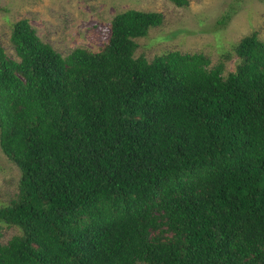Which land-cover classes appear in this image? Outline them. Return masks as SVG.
I'll return each mask as SVG.
<instances>
[{"label": "trees", "instance_id": "1", "mask_svg": "<svg viewBox=\"0 0 264 264\" xmlns=\"http://www.w3.org/2000/svg\"><path fill=\"white\" fill-rule=\"evenodd\" d=\"M162 22L125 9L102 50L67 55L12 24L0 150L20 178L0 223L20 233L0 264H264V39L241 37L226 75L203 53L136 56Z\"/></svg>", "mask_w": 264, "mask_h": 264}, {"label": "rangeland", "instance_id": "2", "mask_svg": "<svg viewBox=\"0 0 264 264\" xmlns=\"http://www.w3.org/2000/svg\"><path fill=\"white\" fill-rule=\"evenodd\" d=\"M129 8L163 14L161 25L136 39L135 55L149 60L172 50L198 52L211 65L222 61L226 75L239 62L233 47L241 37L256 31L264 39V0H187L181 6L173 0H0V44L16 58L11 27L26 18L62 55L77 47L97 52L108 42L111 18ZM19 178L17 165L0 150V206L14 197ZM19 233L17 226L0 223L1 242Z\"/></svg>", "mask_w": 264, "mask_h": 264}]
</instances>
